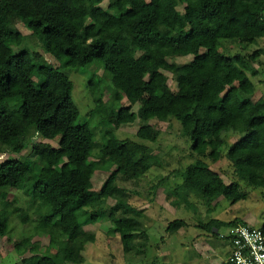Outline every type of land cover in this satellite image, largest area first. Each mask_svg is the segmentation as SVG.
Here are the masks:
<instances>
[{"label":"trees","instance_id":"1","mask_svg":"<svg viewBox=\"0 0 264 264\" xmlns=\"http://www.w3.org/2000/svg\"><path fill=\"white\" fill-rule=\"evenodd\" d=\"M104 1L0 0V151L22 152L35 135L57 142H33L24 159L0 161V235L9 232L13 213L30 220L17 199L9 198L11 189L19 187L26 202L39 201L37 227L48 230L49 252L34 262L23 258L27 264H82L86 245L97 239L85 226L100 218L110 220L124 252L138 248L139 233L145 240L140 245L146 246L145 211L129 201L131 190L118 179H138L152 167L165 168L164 159L146 143L160 136L148 123L151 119L178 120L197 154L194 162L169 174L181 180L171 190L175 206L190 208L194 197L208 206L220 197L237 202L246 197L241 182L264 190V96L253 99L255 83L249 75L257 74L251 62L259 53L223 51L225 43L245 49L264 37V0H108L107 8ZM17 22L30 29L58 65L24 46L26 35ZM186 55L192 60H168ZM95 60L115 87L112 101L105 102L101 79L93 75L89 81L97 92L90 117L99 116L98 123L108 126L100 145L90 121H78L74 82L66 71ZM164 71L173 74L177 90ZM136 119L141 122L137 139L116 134L115 123ZM230 133L240 137L227 145L224 136ZM204 158L228 159L236 179L225 182ZM97 169L110 171L99 190L93 184ZM239 222L211 219L205 226L212 231ZM185 225L184 219H175L166 230ZM31 240L25 236L15 243L19 256Z\"/></svg>","mask_w":264,"mask_h":264},{"label":"rangeland","instance_id":"2","mask_svg":"<svg viewBox=\"0 0 264 264\" xmlns=\"http://www.w3.org/2000/svg\"><path fill=\"white\" fill-rule=\"evenodd\" d=\"M104 8L108 6V0L102 3ZM183 11V6L178 7ZM17 27L26 35L24 46L31 51L43 53L47 63L58 65L59 62L47 53L34 37L30 29L22 22H17ZM223 51L234 55L242 53L243 55L253 54L258 51L259 55L255 61L251 62V67L257 70L253 76L249 72L250 78L255 83V92L253 99L256 101L264 96V37L258 38L250 43L245 49L237 44L225 43ZM192 55L177 56L169 58V61L177 63H186L192 60ZM100 62L95 60L90 66L78 69H66L71 80L74 82L72 97L80 109L79 122H89L93 128H96V139L99 145L102 141V132L108 129L104 123H98L100 117L91 119L90 113L95 107V93L90 88V78L101 79L100 89L103 92L105 102H111L115 95V87L106 74L104 69L99 65ZM168 76V83L173 90H177V82L169 71H164ZM96 74V75H95ZM109 77V79H108ZM98 88V91H100ZM127 104L126 100L122 101ZM138 105L133 106L137 110ZM148 123L154 125L160 130V136L156 142H146L152 149V153L163 158L165 168L152 167L148 173L138 179L119 178L118 183L122 187L131 190L129 201L136 207L143 209L142 215L144 229L148 234V242L145 245L144 236L139 233L136 242L139 243L136 250L124 252L121 246L118 234L111 231L112 223L110 220L100 218L96 223L85 226V229L96 234V242L88 243L84 250L85 261L82 264H226L231 253V244L222 239L221 236H228L230 226L223 224L219 230H209L205 224L211 219H219L224 222L235 220L236 218L243 222L247 221L251 225L264 224V190L247 186L241 182L246 197L237 202H233L225 197H220L211 206L206 205L200 198L194 197L190 208L184 205L179 207L171 203V190L180 182L179 178L170 176L171 170L185 167L197 159V154L192 150V142L181 134L180 122L176 119L158 120L151 119ZM141 126L139 119L129 124L115 123L114 130L120 138H136V132ZM234 133L224 136L227 145L233 144L238 138ZM44 141L57 145L54 140L44 139L35 135L33 142ZM30 146L22 152H5L0 151V161L6 159H24L22 155L30 153ZM227 146H224L226 151ZM96 159H100L99 148H95ZM210 166L216 170L225 182L229 183L236 179L234 169L230 161L222 158L213 162L204 158ZM114 168V167H113ZM113 168L110 170L112 171ZM110 171L97 169L93 175L94 189L99 190ZM169 176L168 179L159 186L153 185L163 176ZM9 194L10 199H17L16 204L23 206L28 212L30 220L24 222L19 212L11 215L9 221V232L0 235V264H27L23 258L34 262L37 256L49 252L48 230L37 227V209L39 201L26 202L29 200L23 194V188H12ZM113 199H109L112 204ZM175 219H184L187 225L178 231L168 232L166 230L170 221ZM25 236H32L31 245L26 253L19 256L15 243ZM207 243L204 246V243ZM72 264V263H68Z\"/></svg>","mask_w":264,"mask_h":264},{"label":"built area","instance_id":"3","mask_svg":"<svg viewBox=\"0 0 264 264\" xmlns=\"http://www.w3.org/2000/svg\"><path fill=\"white\" fill-rule=\"evenodd\" d=\"M231 244L227 264H264V226L239 222L230 226L228 236H221Z\"/></svg>","mask_w":264,"mask_h":264},{"label":"crops","instance_id":"4","mask_svg":"<svg viewBox=\"0 0 264 264\" xmlns=\"http://www.w3.org/2000/svg\"><path fill=\"white\" fill-rule=\"evenodd\" d=\"M243 222H247V221H244V220H243ZM216 233H217V230H216ZM224 240H225V239H224ZM225 241H227V240H225ZM206 245H207V243L205 242V243H204V246H206ZM226 264H227V259H226Z\"/></svg>","mask_w":264,"mask_h":264}]
</instances>
